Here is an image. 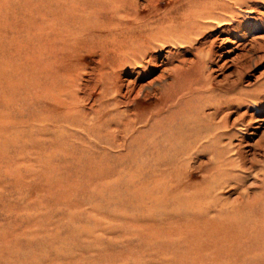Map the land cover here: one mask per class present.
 <instances>
[{"label": "rangeland", "instance_id": "rangeland-1", "mask_svg": "<svg viewBox=\"0 0 264 264\" xmlns=\"http://www.w3.org/2000/svg\"><path fill=\"white\" fill-rule=\"evenodd\" d=\"M207 2L0 0V264H264V0Z\"/></svg>", "mask_w": 264, "mask_h": 264}, {"label": "bare ground", "instance_id": "bare-ground-1", "mask_svg": "<svg viewBox=\"0 0 264 264\" xmlns=\"http://www.w3.org/2000/svg\"><path fill=\"white\" fill-rule=\"evenodd\" d=\"M205 1H208L207 3H206V5L202 8V15H210V14H212L213 12H211L213 9H215V8H221V9H224L225 7L224 6H226L227 5V3L228 2H234L235 4H239L240 6H242V0H205ZM228 1V2H227ZM245 3V2H244ZM160 36V35H159ZM155 39L157 40V39H159V37H157V36H155ZM133 47V48H132ZM135 46H131V48L128 50V51H123L124 53H130V52H133V50H135ZM113 50V49H112ZM116 50V49H115ZM138 53H136V55H137ZM185 65V64H184ZM183 65V66H184ZM163 76V74L161 73V75L159 74V76L157 77L158 79H160L161 77ZM155 79V78H154ZM151 82H152V80H150ZM150 82V83H151ZM148 83H149V81H148ZM143 87V86H142ZM144 88V87H143ZM139 90V89H138ZM135 91V90H134ZM141 91V90H140ZM137 92V91H136ZM126 93V92H125ZM142 93V92H141ZM137 95H140V93L138 94L137 93ZM136 95V97H138ZM147 96V95H146ZM132 123V121H130V124ZM223 134L224 133H220V132H215V134L213 135V137L212 138H220L221 136H223ZM210 135V134H209ZM208 135V136H209ZM206 136V135H205ZM263 139V138H262ZM241 163L239 164L238 163V166L239 167H245V163H244V161H243V159L245 158V155L243 154V152H241ZM256 157V156H255ZM253 159V158H252ZM257 159V158H256ZM227 160V165H230V164H232L233 163V161L232 160H230V158H228V159H226ZM243 163V164H242ZM241 197H242V195L240 194V196H238L237 197V199L236 200H234L233 202H230L229 204H224V205H220L219 206V204H215V205H213L212 203H200L199 205H197V199H193L192 201H190V202H188L189 203V206L190 207H193L194 209H196L197 207H198V209H200L199 211L201 212V214L203 215V213L204 212H206L207 214H209L210 213V211H215V212H217L218 214H219V217H220V214H223V213H227V212H231V211H234L235 210V208L236 207H238L240 204L239 203H237L240 199H241ZM194 204H196L195 206H193ZM213 213V212H212ZM216 217H217V215L215 216V217H213V218H211L212 220L213 219H216ZM261 217H263V219H264V214L261 216ZM231 221H233V224H238L237 222V220H236V218H232L230 221H226L225 223H228V225L230 224V223H232ZM233 224H230L231 226H233ZM263 226V228H260V230L259 229H256L255 228V233H256V235H247L245 238H247L248 237V240H250L251 239V237H255V238H257L259 235H262L261 237H264V223L262 224ZM229 230V228H228V226H216V227H213L212 228V230H206L205 231V233L207 232V234H209V235H216V234H220V232H221V234L223 235V234H226L225 233V231L227 232ZM254 230V229H253ZM204 232V231H203ZM244 234V233H243ZM222 238H223V236H222ZM263 244V243H262ZM262 246V245H261ZM263 248H264V244H263ZM263 248H261V250H263ZM232 261H233V259H232ZM202 264V263H201Z\"/></svg>", "mask_w": 264, "mask_h": 264}]
</instances>
